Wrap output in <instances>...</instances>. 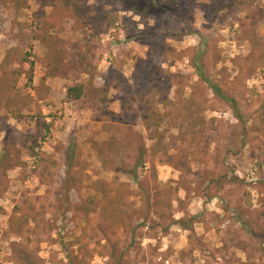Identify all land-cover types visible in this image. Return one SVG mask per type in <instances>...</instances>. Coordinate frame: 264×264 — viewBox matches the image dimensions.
Listing matches in <instances>:
<instances>
[{
    "label": "rangeland",
    "instance_id": "1",
    "mask_svg": "<svg viewBox=\"0 0 264 264\" xmlns=\"http://www.w3.org/2000/svg\"><path fill=\"white\" fill-rule=\"evenodd\" d=\"M85 1L74 32L49 28L53 0H0V264H264V0ZM44 35L91 43L104 106L48 77ZM203 42L220 95L192 67ZM107 192L132 217L105 220Z\"/></svg>",
    "mask_w": 264,
    "mask_h": 264
},
{
    "label": "trees",
    "instance_id": "2",
    "mask_svg": "<svg viewBox=\"0 0 264 264\" xmlns=\"http://www.w3.org/2000/svg\"><path fill=\"white\" fill-rule=\"evenodd\" d=\"M5 1V0H2ZM127 10L139 15L149 14L156 12L162 7V4L151 3V5H143V3H135L133 1H126ZM52 8L54 10V18L48 19L49 28H56L58 31H62L64 25L63 22H67L70 24V28L74 32H79L85 28V26L91 23L92 18L88 9L87 2L85 0H53ZM164 5V4H163ZM162 10V8H161ZM110 17L108 16V19ZM110 20V19H109ZM110 22V21H109ZM110 24V23H109ZM92 26V25H91ZM96 29L99 27H95ZM45 48V62L48 77L54 78H63L65 80H69L70 76L76 75V80L73 81V84L67 89V98L74 101H79L81 99L85 100V102L90 103L93 107H98L99 104L104 106L109 98L108 93L109 90L106 87V84L103 83L99 86L95 84V82H100V75L98 71L97 59L95 55L92 53V45L91 43H73L71 44L68 41L61 39L59 36H50L44 35L42 39ZM207 55V49L204 46V42L199 45L196 49L195 57L192 58V67L195 69L197 76L218 95L221 94V90L217 87L213 82L210 81L209 78L205 76L204 68H205V60ZM73 58V59H71ZM72 60V62H71ZM33 67V64H32ZM87 76L88 80L86 82H79L78 77ZM145 97L149 96L150 99L146 101L147 105L151 108V113L149 118L146 121V130L152 135L153 133L159 135V140L164 139L163 133H159L156 128V123L161 120L164 121L165 114L157 109V107L161 104L160 101H157L156 97L159 96L157 91H152L150 88H146L144 91ZM87 98V99H86ZM157 101V102H156ZM190 107L187 109V116L192 119L193 122H196V116L193 112L195 103H192ZM234 108H236V103L233 101ZM236 117L240 119L239 115L236 113ZM160 122V121H159ZM157 138V137H153ZM152 138V139H153ZM115 142L107 141L104 143V146L111 147L115 146ZM130 144V143H129ZM31 153L34 152V147L30 149ZM70 153V152H69ZM35 154V153H33ZM73 154V152H71ZM73 159V158H72ZM144 157L141 156L137 159L138 163L136 164L135 170L137 171L139 165L145 164ZM2 164L6 167L11 165V160L9 159V155L5 154L2 158ZM3 165V166H4ZM14 166V165H13ZM69 167L72 165L69 162ZM133 174L134 180L137 182L138 186H141L143 183L138 178L137 173ZM131 175V174H130ZM103 199L106 202L104 207V219L107 220L109 218H114L113 221L117 223H121L132 217L126 211H123V206L125 205V200L119 196L116 192H107ZM116 223V224H117ZM179 225H182V228L185 230L188 229V225L182 223V221H178ZM76 264H84V260L80 261L77 258L74 259Z\"/></svg>",
    "mask_w": 264,
    "mask_h": 264
}]
</instances>
